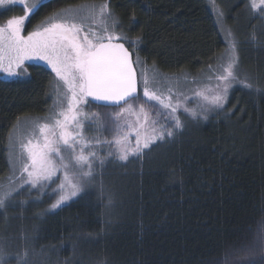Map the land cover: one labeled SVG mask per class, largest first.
<instances>
[{
  "label": "trees",
  "instance_id": "obj_1",
  "mask_svg": "<svg viewBox=\"0 0 264 264\" xmlns=\"http://www.w3.org/2000/svg\"><path fill=\"white\" fill-rule=\"evenodd\" d=\"M212 1L237 47L240 84L205 120L184 119L138 157L109 161L77 199L53 212L51 201L38 202L44 264H264V17L250 0ZM101 3L135 66L193 76L227 49L210 0H48L24 32ZM22 9H0V23ZM26 67L24 79H0V180L9 172L10 132L19 120L46 116L57 93L50 69Z\"/></svg>",
  "mask_w": 264,
  "mask_h": 264
},
{
  "label": "rangeland",
  "instance_id": "obj_2",
  "mask_svg": "<svg viewBox=\"0 0 264 264\" xmlns=\"http://www.w3.org/2000/svg\"><path fill=\"white\" fill-rule=\"evenodd\" d=\"M48 0H0V9L18 5L23 15L0 23V79H24L27 64L50 69L57 82L44 117L19 120L8 140L9 172L0 180V209L10 215L0 231V264H44L36 243L40 214L77 199L108 162L138 157L155 142L182 129L184 119L205 120L225 105L240 84L233 36L212 4L227 40L214 66L198 75L168 76L137 61L139 96L117 108H90L85 98L88 52L119 37L105 3L69 8L46 26L26 33L25 22ZM264 17V0H250ZM9 253V254H8ZM48 264V262H46Z\"/></svg>",
  "mask_w": 264,
  "mask_h": 264
},
{
  "label": "water",
  "instance_id": "obj_3",
  "mask_svg": "<svg viewBox=\"0 0 264 264\" xmlns=\"http://www.w3.org/2000/svg\"><path fill=\"white\" fill-rule=\"evenodd\" d=\"M85 60V98L100 107L117 108L139 96L132 52L118 40L103 41Z\"/></svg>",
  "mask_w": 264,
  "mask_h": 264
}]
</instances>
